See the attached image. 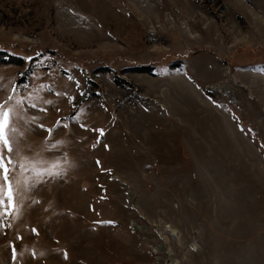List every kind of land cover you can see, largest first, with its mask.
<instances>
[{"label":"rangeland","instance_id":"374dc122","mask_svg":"<svg viewBox=\"0 0 264 264\" xmlns=\"http://www.w3.org/2000/svg\"><path fill=\"white\" fill-rule=\"evenodd\" d=\"M0 50L59 173L25 174L0 264H264V0H0Z\"/></svg>","mask_w":264,"mask_h":264},{"label":"snow or ice","instance_id":"6c2138e0","mask_svg":"<svg viewBox=\"0 0 264 264\" xmlns=\"http://www.w3.org/2000/svg\"><path fill=\"white\" fill-rule=\"evenodd\" d=\"M68 79L72 80L73 77L69 76ZM46 87L48 86L41 85L40 90ZM48 90L51 91V88L48 87ZM13 91H15V89H13ZM57 95H63V93H57ZM27 99L29 101L28 107L36 109L38 105L35 101L43 98L36 95L30 96ZM24 103L25 100L23 98H15L14 100L12 95L7 96L3 103H0V228L11 226L5 225L4 221L6 217L11 215L13 218H16L21 213L22 192L28 191L30 187V177L25 175L26 173H35L37 177L35 183L42 182L45 175L50 177L59 175L58 172H54L51 169H38L37 165L41 163L40 161L31 163L29 167V163L25 162L27 158L20 156L21 148L17 143V135L24 136L25 133L19 131L17 122L23 121L25 124H35L39 119V117L36 116H25L26 109L23 107ZM43 103L46 105L52 104V101L45 99ZM38 110L47 112V108L43 107ZM59 124L60 121H57V125ZM37 126L48 132V137H45L47 144V141L52 136L53 129L46 128L42 123ZM81 127H83V125H81ZM98 131L101 135L103 134V130ZM60 143H62V141H57L51 144V147L55 148ZM53 167H55V165H53ZM17 168L20 170L18 173ZM31 186L34 187L35 185L33 184ZM33 232H36V230L33 229ZM12 251L13 259H15V246L12 247ZM65 258L67 259V253H65Z\"/></svg>","mask_w":264,"mask_h":264},{"label":"trees","instance_id":"16d2710c","mask_svg":"<svg viewBox=\"0 0 264 264\" xmlns=\"http://www.w3.org/2000/svg\"><path fill=\"white\" fill-rule=\"evenodd\" d=\"M10 61H11V60H9V58H6V52L0 50V62H1V63H8V62H10Z\"/></svg>","mask_w":264,"mask_h":264}]
</instances>
